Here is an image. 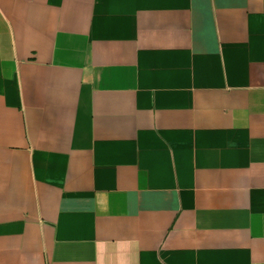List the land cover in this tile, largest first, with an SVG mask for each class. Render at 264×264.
<instances>
[{
	"label": "crops",
	"instance_id": "0c3cea01",
	"mask_svg": "<svg viewBox=\"0 0 264 264\" xmlns=\"http://www.w3.org/2000/svg\"><path fill=\"white\" fill-rule=\"evenodd\" d=\"M0 264H264V0H0Z\"/></svg>",
	"mask_w": 264,
	"mask_h": 264
}]
</instances>
